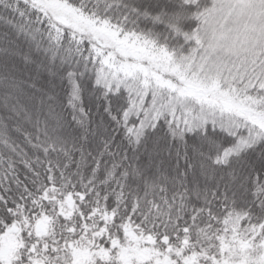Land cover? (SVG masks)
Masks as SVG:
<instances>
[{
  "label": "snow or ice",
  "instance_id": "snow-or-ice-1",
  "mask_svg": "<svg viewBox=\"0 0 264 264\" xmlns=\"http://www.w3.org/2000/svg\"><path fill=\"white\" fill-rule=\"evenodd\" d=\"M0 264H264V0H0Z\"/></svg>",
  "mask_w": 264,
  "mask_h": 264
}]
</instances>
